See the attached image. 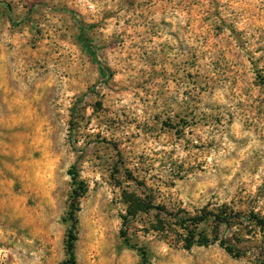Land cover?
<instances>
[{
	"label": "rangeland",
	"instance_id": "rangeland-1",
	"mask_svg": "<svg viewBox=\"0 0 264 264\" xmlns=\"http://www.w3.org/2000/svg\"><path fill=\"white\" fill-rule=\"evenodd\" d=\"M74 166L77 264H141L120 235L123 192L145 193L126 170L169 210L264 216V0H0V264L67 259ZM155 221L128 227L149 264H264L247 220L220 233L241 258Z\"/></svg>",
	"mask_w": 264,
	"mask_h": 264
},
{
	"label": "trees",
	"instance_id": "trees-1",
	"mask_svg": "<svg viewBox=\"0 0 264 264\" xmlns=\"http://www.w3.org/2000/svg\"><path fill=\"white\" fill-rule=\"evenodd\" d=\"M79 39L81 44L96 59L94 51L91 52L86 30L83 27H81ZM115 150L122 161V157L116 147ZM125 173L127 179L135 182L145 192L142 195H138L124 191L122 194L123 202L126 206V214L121 217L122 229L120 235L127 246L139 253L141 264H149V253L144 247L139 246L137 242H132L129 237L128 227L135 223L137 218L143 214H155L157 221L151 222L148 231L158 233L171 245L181 244L183 249L191 250L195 246L207 247L219 243L226 253L233 258H241L246 252L233 245L227 238L221 237L220 233H222V229L224 227L234 229L242 226L245 220L251 225L264 227V216L261 214L250 212L248 216H244L241 212H236L227 206L213 210L204 208L198 214L191 215L184 210L175 212L164 206L156 205L152 195L147 191L146 185L136 180L128 170ZM70 175L72 177L73 189L66 217V220L70 223V228L66 239L67 259L62 264H77L75 249L78 240V213L80 212V200L88 192V187L80 179L76 166L72 168ZM209 224L213 225L211 233L208 232Z\"/></svg>",
	"mask_w": 264,
	"mask_h": 264
}]
</instances>
